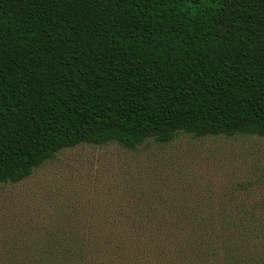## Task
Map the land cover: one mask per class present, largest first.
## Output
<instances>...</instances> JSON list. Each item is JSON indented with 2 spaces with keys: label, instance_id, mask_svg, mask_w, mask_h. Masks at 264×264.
<instances>
[{
  "label": "trees",
  "instance_id": "16d2710c",
  "mask_svg": "<svg viewBox=\"0 0 264 264\" xmlns=\"http://www.w3.org/2000/svg\"><path fill=\"white\" fill-rule=\"evenodd\" d=\"M180 133L264 137V0H0V184L68 147ZM186 210L151 221L170 263L264 264V200ZM119 239L71 233L0 264L114 263Z\"/></svg>",
  "mask_w": 264,
  "mask_h": 264
},
{
  "label": "rangeland",
  "instance_id": "374dc122",
  "mask_svg": "<svg viewBox=\"0 0 264 264\" xmlns=\"http://www.w3.org/2000/svg\"><path fill=\"white\" fill-rule=\"evenodd\" d=\"M263 200L264 137L258 135L180 133L137 149L84 143L61 150L19 183L0 184V263L16 262L7 256L15 252L62 246L56 240L75 233L118 234L115 257L108 253L114 263L107 264H174L155 245L160 234L152 220L186 218L193 213L188 207H202L196 212L202 216L209 208L219 213L221 206ZM120 249L143 263L117 260Z\"/></svg>",
  "mask_w": 264,
  "mask_h": 264
}]
</instances>
